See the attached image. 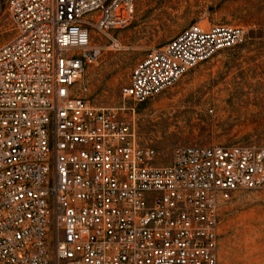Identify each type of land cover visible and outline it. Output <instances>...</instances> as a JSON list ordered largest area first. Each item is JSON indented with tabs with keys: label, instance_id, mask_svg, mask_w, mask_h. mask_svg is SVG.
Wrapping results in <instances>:
<instances>
[{
	"label": "built area",
	"instance_id": "2783aa9c",
	"mask_svg": "<svg viewBox=\"0 0 264 264\" xmlns=\"http://www.w3.org/2000/svg\"><path fill=\"white\" fill-rule=\"evenodd\" d=\"M135 1L10 0L0 264H220L223 209L241 191L264 190V146H182L160 167L122 110L93 105L94 35L115 42ZM246 43L240 26H192L134 67L123 97L145 104Z\"/></svg>",
	"mask_w": 264,
	"mask_h": 264
},
{
	"label": "rangeland",
	"instance_id": "374dc122",
	"mask_svg": "<svg viewBox=\"0 0 264 264\" xmlns=\"http://www.w3.org/2000/svg\"><path fill=\"white\" fill-rule=\"evenodd\" d=\"M0 3V49L17 36ZM240 26L247 43L217 54L178 85L145 104L124 99L134 67L188 28ZM97 33L101 51L88 67L89 99L98 108L122 110L138 141L169 166L182 146H264V0H136L129 26ZM220 264H264V190L241 191L222 212Z\"/></svg>",
	"mask_w": 264,
	"mask_h": 264
}]
</instances>
